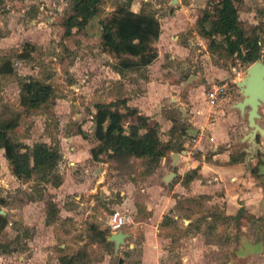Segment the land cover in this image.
Here are the masks:
<instances>
[{"label": "rangeland", "instance_id": "374dc122", "mask_svg": "<svg viewBox=\"0 0 264 264\" xmlns=\"http://www.w3.org/2000/svg\"><path fill=\"white\" fill-rule=\"evenodd\" d=\"M71 1L0 0V122L14 124L8 135L15 142L54 146L59 154L55 171L61 177L56 186L36 174L19 179L8 160L0 159V214L5 219L0 222V264H118L119 256L124 264H264V247L262 255L246 251L247 243L264 240V218L250 213L244 199L237 200L236 208L242 209L238 219L230 217L225 213L236 212L237 205L225 204L215 181L206 183L211 174L164 182L161 175L173 167L168 153L127 157L94 135L96 104L119 112L126 125L136 121L137 109L130 105L142 91L141 104L150 118L156 104L162 105V117L173 118V142L181 147L175 134L183 130L187 135L186 162L222 159L212 157L225 148L218 141L212 149L204 138L207 124L223 117L215 112L218 106L232 110L230 105L241 98L236 81L250 62L227 54L217 34L210 39L199 33L203 12L213 9V0H99L85 26L65 34ZM232 2L245 33L259 39L256 59L264 61V0ZM138 14L151 16L158 26L157 35L147 37L146 63L138 55L108 51L99 36L100 21ZM28 79L52 87L47 102L36 108H26L23 101ZM210 82L224 83L214 103L206 95ZM176 102L186 114L172 105ZM258 112L256 121L264 127V102ZM193 115L204 117L193 123H206L202 136L200 129L184 131ZM148 116L152 127L155 121ZM223 122L233 162H243L250 180L262 187L264 136L256 133L257 145L246 150L249 143L237 139L248 130L245 120ZM251 195L252 202L264 201L262 193ZM115 208L131 219L116 251L107 238V215Z\"/></svg>", "mask_w": 264, "mask_h": 264}, {"label": "trees", "instance_id": "16d2710c", "mask_svg": "<svg viewBox=\"0 0 264 264\" xmlns=\"http://www.w3.org/2000/svg\"><path fill=\"white\" fill-rule=\"evenodd\" d=\"M98 3L99 0H72L71 9L63 21L64 33H69L73 28L84 27L90 17L97 13ZM212 5V10L203 12L204 17L198 24L199 33L210 39L214 37V34H217L222 38L227 54H235L247 62L255 60L259 39L256 34L247 35L245 33L236 17L232 0H213ZM211 15L214 17L210 18ZM205 21H208V25L205 24ZM99 26L101 44L108 51L138 55L141 63L149 61V56L143 57L149 49L147 37L158 33L157 22L151 16L138 14L111 17L100 21ZM243 47H245L244 50H242ZM121 65L128 67L130 63L121 62ZM25 92L26 95L23 97L25 107L36 108L47 102L51 96L52 87L49 83L28 79L25 83ZM96 107L94 135L98 138L102 137L104 144L112 151L127 157L141 155L157 158L171 149L168 141L157 140L148 131L149 129L147 130V116L137 114L136 121L125 125L119 112L104 104H96ZM105 120L107 121L103 123ZM12 125L14 124L0 122V148L3 156L8 160L12 174L23 180L36 174L44 181H48L54 186L58 185L61 182V177L55 171L56 160L59 156L57 149L44 142H35L28 147L11 140L8 129ZM79 132L81 131L78 130ZM183 133V130H180V133L175 134V137L179 138ZM171 134L173 135V133ZM179 147L177 146L175 149L178 150ZM193 173L195 172L186 173V179H189ZM241 210L238 208L230 217L238 219ZM4 221V216L0 214V222Z\"/></svg>", "mask_w": 264, "mask_h": 264}, {"label": "crops", "instance_id": "0c3cea01", "mask_svg": "<svg viewBox=\"0 0 264 264\" xmlns=\"http://www.w3.org/2000/svg\"><path fill=\"white\" fill-rule=\"evenodd\" d=\"M163 39V37H162ZM158 58V56H157ZM156 58V62L161 61L160 59ZM190 76H193V74H190ZM182 82H184V80H182ZM168 89V88H167ZM142 91H138L136 94V97L134 96L133 99L135 102H133V104H131L130 106L132 107H136V115L140 114V115H144V116H148L149 111L147 108H144L145 105L141 104V102H144L145 97L143 96V93H141ZM132 99V98H130ZM172 99V98H169ZM174 99V98H173ZM178 99V97H177ZM176 100V97H175ZM222 100H220V102L218 103L219 105L221 104ZM127 103V102H126ZM129 103V102H128ZM155 105V104H154ZM173 106L177 105L176 107L178 108V110L183 111V114H186L185 108L184 106H181L178 104V102H176V104H172ZM232 108V110H229L228 107H223V105L218 106L217 109H215L216 114L219 113V115H223L219 116L221 119L223 120H219L210 124H207V129L209 136L207 134H205V139L207 141H209L210 143L212 142V149H214V147H216V143L219 142H223V147L225 149H223L222 151H214L212 153V157L215 156H219L222 157V159L218 160V162L215 161H205L202 160L201 162L198 161L196 158H192L189 161H185V157H188L189 155L186 153V150L184 149V143L186 144L187 141V135L186 134H182L180 136L181 138V147L176 150L175 147L179 146L177 143L173 142L175 139L173 138V135L171 134V129L173 125V118L172 117H162L163 113L162 112V105L161 104H156V112H155V116H153V118L149 119H154V124L152 125V127H150V125H147L149 129H152V132L154 134V137L159 140V141H168L170 144L171 149H169L168 151H166V153L169 154L170 156V164L172 167V169L167 170L166 172H164L161 175V178L163 179L164 182H166L164 180V176L168 173V172H173L171 177H177L179 175H181L180 177H182L183 179L185 177V174L191 171L195 170V173H198V176L200 174V177H203L204 175H208L211 174L212 178H206L205 181L206 183L211 184V182L215 181L216 183V187L221 188L222 190V195H223V199L225 201V204L227 206H231V204H235L237 206H234V209H237L236 207H238L241 203L244 204V207H247L248 210L250 211V213H253L255 216H263L264 218V201H259L258 198H255V200L252 202V192L254 194L256 193H262L264 195V179H263V186H259L256 185L254 183V181L250 180V177H248L249 172L248 170H246V166L244 165L243 162H233V156L231 154V147L230 143L228 142V136L229 133L227 132V126L224 125L226 121V119H235L238 123H242L245 120V125L247 126L246 123V116L245 113H240L236 108H234L232 106V104L230 105ZM235 109V110H234ZM225 112L227 113V115H225ZM135 115V118H136ZM227 116V117H225ZM245 118H244V117ZM193 121L190 120V118H187V122L188 125H185L184 127V131L186 132V129L188 131V134H192L194 131H196L197 129H200L201 132V136L203 133V129H202V125L206 124H193L195 123V119L201 123L203 120V115H197L196 117L193 115ZM184 118L181 121H186ZM201 121V122H200ZM190 122V123H189ZM147 128V130H148ZM171 128V129H170ZM149 131V130H148ZM190 131V132H189ZM205 132V131H204ZM245 133V132H244ZM243 133V134H244ZM242 134V135H243ZM241 135V136H242ZM201 136H198V141L199 139H201ZM241 136H239L237 139L239 141H242L240 138ZM261 136V135H260ZM186 140V141H185ZM218 142V143H219ZM262 143V147L264 148V139L261 141ZM200 149V148H199ZM1 154H0V159H5V157L2 154V149L0 148ZM172 152H176V159L173 160ZM165 153V154H166ZM165 154L160 155V157H164ZM132 157V156H130ZM229 159V160H228ZM246 161H252V156L250 158H248V156L245 157ZM2 161V160H1ZM197 164H200L199 166ZM194 165V166H193ZM257 166H261V163H257ZM196 168V169H195ZM260 171V168L257 169ZM200 177H198L200 179ZM169 178V179H170ZM198 179V180H199ZM191 181V179H189L187 182ZM2 184H0L1 187ZM59 185V184H58ZM203 184H200V187H203ZM247 187V188H246ZM249 193V195L246 196V193ZM238 199H244L240 204L238 203ZM233 200V201H232ZM254 203V204H252ZM235 213V212H233ZM231 211L230 212H226V215H232L233 214ZM263 243L264 240L260 239V240H256V241H252L247 243V250L249 253L252 254H263Z\"/></svg>", "mask_w": 264, "mask_h": 264}, {"label": "water", "instance_id": "95a60500", "mask_svg": "<svg viewBox=\"0 0 264 264\" xmlns=\"http://www.w3.org/2000/svg\"><path fill=\"white\" fill-rule=\"evenodd\" d=\"M237 87L241 94V98L232 103L240 113H245L248 130L241 136L242 141L249 143L246 150L254 149L257 145L255 141L256 133L264 136V127L260 126L256 121L260 117L258 112L259 106L264 102V61L255 59L245 68V74L236 81ZM176 152H172L173 160L176 159ZM173 172H168L164 176V180H168ZM127 232L117 230L108 234V240L113 242L116 251L119 244L123 242ZM118 264H124L123 258H117Z\"/></svg>", "mask_w": 264, "mask_h": 264}, {"label": "built area", "instance_id": "2783aa9c", "mask_svg": "<svg viewBox=\"0 0 264 264\" xmlns=\"http://www.w3.org/2000/svg\"><path fill=\"white\" fill-rule=\"evenodd\" d=\"M224 83L210 82L208 84L206 95L209 103H214L218 99ZM131 221L127 212L118 208L112 209L107 215V226L110 232L122 230Z\"/></svg>", "mask_w": 264, "mask_h": 264}]
</instances>
